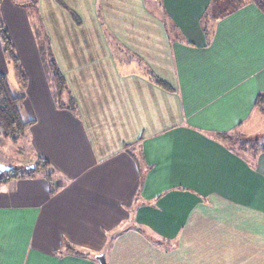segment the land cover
<instances>
[{"label": "crops", "instance_id": "obj_1", "mask_svg": "<svg viewBox=\"0 0 264 264\" xmlns=\"http://www.w3.org/2000/svg\"><path fill=\"white\" fill-rule=\"evenodd\" d=\"M27 3L35 21L17 0L0 21L27 76L25 164L53 171L0 182V264H264V152L218 138L263 139L264 8ZM34 23L74 109L53 100Z\"/></svg>", "mask_w": 264, "mask_h": 264}, {"label": "trees", "instance_id": "obj_2", "mask_svg": "<svg viewBox=\"0 0 264 264\" xmlns=\"http://www.w3.org/2000/svg\"><path fill=\"white\" fill-rule=\"evenodd\" d=\"M229 6H233L237 3H241L244 0H227ZM262 8H264V0H254ZM35 26L36 39L40 38V33ZM0 41L1 46L3 47V53L8 62L12 63L16 70H18L20 75V80L23 81L24 87H26V77L21 73L19 67V59L17 58L14 52V46L10 39V35L7 33V30L3 23L0 21ZM39 57L41 58L42 66L45 70V74L50 86V92H52L53 100L57 104L58 108H68L74 109L75 103L73 98L70 97L69 101L63 100V93L66 90V81L63 78L59 68L56 67L51 51L48 47L43 46L39 41ZM25 96L20 97L16 94H13L9 82L5 74H0V135L3 138H8L9 140H15L18 137L24 138L26 135V128L31 124V121L24 119L22 117V108L23 99ZM256 106L260 108L261 112L264 113V93L258 96L256 100ZM218 138L226 144H231L232 148H235L240 151L251 150L256 152H264V137L263 139L258 138H243L237 134H222ZM33 169H24L14 166L12 171L7 173H2L0 175V182L8 179L14 178L17 176H26L33 173V171L38 168H47L48 171L45 172V176L50 179V174L53 171L51 167L48 166L45 160L37 159V162L34 163ZM53 190L52 192H54Z\"/></svg>", "mask_w": 264, "mask_h": 264}, {"label": "rangeland", "instance_id": "obj_3", "mask_svg": "<svg viewBox=\"0 0 264 264\" xmlns=\"http://www.w3.org/2000/svg\"><path fill=\"white\" fill-rule=\"evenodd\" d=\"M18 2L22 1L25 2V10H28L29 13L32 16V21H35V12L36 9L35 7L27 2H29V0H17ZM27 3V4H26ZM36 25V29L38 30V23H34ZM6 28V27H5ZM7 29V28H6ZM8 33V32H7ZM39 34V33H38ZM38 42L40 40V38L37 40ZM1 42V41H0ZM13 45V44H12ZM14 52L16 54V51L14 49ZM17 56V55H16ZM19 59V58H18ZM12 64V63H11ZM19 67L21 69V73H23L26 76V72L22 67V64L19 61ZM6 75V74H5ZM6 78L9 82V86L13 92V94H16L17 96L23 97L25 96V89L26 87H24V83L23 81L20 80V75L18 70H16V68L14 67V65L12 64V71H10V73H8L6 75ZM27 84V82H26ZM22 105V104H21ZM22 117H24V119H26L25 115L23 114V110H22ZM264 132L261 136V138H263L264 136ZM28 142L26 141V138H22V137H18L15 140H9L8 138H3L0 135V163L1 164H5V165H11V166H18L21 169L19 170H24L26 167V161L27 163H31L32 160L30 158V153H28ZM41 170H43L42 168H38V170H34L33 171V175H35L37 178L40 177V173Z\"/></svg>", "mask_w": 264, "mask_h": 264}, {"label": "water", "instance_id": "obj_4", "mask_svg": "<svg viewBox=\"0 0 264 264\" xmlns=\"http://www.w3.org/2000/svg\"><path fill=\"white\" fill-rule=\"evenodd\" d=\"M13 168L14 167L11 165H5L0 163V175H2V173H7L9 171H12ZM33 168H34L33 165H26L25 167V169H33ZM97 260L99 264H106V260L103 255L97 256Z\"/></svg>", "mask_w": 264, "mask_h": 264}]
</instances>
